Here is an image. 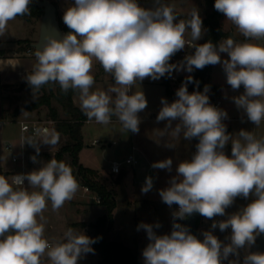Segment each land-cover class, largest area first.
<instances>
[{
	"label": "clouds",
	"instance_id": "obj_1",
	"mask_svg": "<svg viewBox=\"0 0 264 264\" xmlns=\"http://www.w3.org/2000/svg\"><path fill=\"white\" fill-rule=\"evenodd\" d=\"M30 3L31 0H0V36L10 20L29 14ZM156 3L154 9H145L137 0H74L63 14L70 31L62 38H58V32L44 37L35 51L37 63L27 75V82L34 91L49 82L58 83L64 92L78 90L81 110L88 119L106 125L116 116L124 129L138 133V113L147 107V100L142 91L129 94L133 85L145 78L170 77L174 70L191 73L194 68L222 63L227 84L233 90L243 85L245 90L233 97L235 105L258 127L264 120V45L239 43L229 37L218 46L211 41L190 45L194 54L179 63H169L189 44L185 40L188 30L192 41L202 38V19L193 9L190 19L175 22L173 7L161 0ZM214 8L246 40L264 39V0H215ZM220 53H227L230 59L221 61ZM94 60L119 87L107 92L90 91L95 83L91 74ZM193 82V77L187 76L174 102L162 98L156 117L157 122L168 121L166 129L172 127V121H180L171 131L173 137L183 133L187 140H199L191 160L179 163L169 187L159 190L162 201L169 207L179 206L173 212L175 221L193 213L207 219L224 216L237 197L248 199L251 195L254 199L226 220L212 223L211 228L218 227L221 232L231 228V242L227 245L211 231L203 232L200 240L180 223H173L170 235H157L153 229L160 227L158 223H141L138 230H145L150 241L142 252L144 264H222L230 255L239 257V249L251 247L264 234V139L243 129L239 138L233 139L222 122L227 112L209 103V86L205 85L203 92L190 94L187 85ZM195 83L198 86L199 81ZM110 93L115 95L114 100ZM229 141L231 157L223 151ZM25 142L39 154L37 140L29 137ZM42 142L54 146L57 137L53 135ZM31 159L35 163L37 156ZM172 163L168 158L151 167L171 171ZM25 180L40 191L29 192L23 186ZM78 188L72 169L55 159L10 180L0 175V264H42L45 253L51 264H78L82 255L94 252L91 245L99 238L68 228L63 241L50 243L44 237V225L37 220L43 219L47 200L57 210L74 197ZM152 188V177H146L142 193ZM229 264H239V260ZM243 264H264V253L245 255Z\"/></svg>",
	"mask_w": 264,
	"mask_h": 264
},
{
	"label": "rangeland",
	"instance_id": "obj_2",
	"mask_svg": "<svg viewBox=\"0 0 264 264\" xmlns=\"http://www.w3.org/2000/svg\"><path fill=\"white\" fill-rule=\"evenodd\" d=\"M154 2H156V0H154ZM73 3L74 1L72 0L59 2V13L62 18L64 10L72 6ZM170 5L172 7L174 4ZM191 5L192 4H190V6ZM139 6L145 9H154L156 7L154 3ZM174 13H176L177 16V12ZM202 15L204 14H201V16ZM39 21L40 19L38 21L34 19L28 21L30 34H28L27 37H24L25 34L21 19L16 17L15 19L10 20L4 35L0 36V51L2 53H7L13 48L16 49L20 47L23 45L22 41L24 39L35 40L36 42L39 32ZM224 24L232 26L234 33L238 35L241 34L238 28L231 21L227 20L226 17L224 18ZM224 32L227 33L224 38L225 40L229 38V34L226 31ZM188 35L191 41L188 40L189 44L180 51L181 53L187 55L190 54L193 48L190 45H195L201 40L192 41L191 32ZM232 35L234 36L233 33ZM250 43L264 45V39H252ZM177 61L178 63L180 62L179 60ZM186 72V70H174L171 75L172 84H176L178 78L187 76L188 73L187 75H184ZM117 87L119 86L117 85ZM179 88L178 83L174 85L175 91ZM137 91H142L144 93L147 100V107H151L154 110L162 108L158 107L161 106L162 92L158 85L152 84L145 87L136 83L132 86L129 94ZM244 91L245 90L234 91V93H232L234 94L232 96V100L233 97L242 95ZM3 99L4 109L8 115H11L16 108L32 102L34 97L28 90H19L17 87L8 86V88L3 91ZM176 99L177 96H174L172 101L174 102ZM240 110L242 111L243 109ZM47 112L48 110L46 107H41L35 111L23 110L19 114L18 120L26 121L43 119L46 118ZM94 121V119L86 121L82 127L84 147L79 153V161L84 167L96 170L99 176L98 178L106 180L109 189H111L115 195L116 207L113 211L114 225L113 230L109 235L110 239H122L130 246L137 245L140 250V256L144 260L142 252L150 241L147 238L145 230H138V225L146 223L155 226L158 223L160 227H154V232L157 235H170V231L173 230L171 216L173 215V212L177 211L178 205L173 204L169 207L165 204L159 195V190L169 187L170 180L177 176L176 169L179 163L185 160H191L195 154L193 152V148L195 146L193 141L194 138L187 140L183 137V133H181L178 137H173L171 135V131L178 123H180L179 120L172 121V127L167 129V120L160 122L140 120L141 122L139 124L138 133H132L131 131L124 129L119 120H111V122L106 125ZM240 129L242 130L244 128ZM161 132H164L165 134L161 135ZM18 135V125L12 122L7 125L5 124L4 126L0 125V167H8L12 173L20 171L21 165L20 162H12V152L5 149V144L9 141L17 143ZM52 136L53 135L51 134L42 140L50 139ZM56 137L57 143L54 146L44 144L41 140L38 145L40 148L39 154L37 155L35 149L28 153L24 167L26 174L34 170H38L45 163L54 159L53 154L63 144V139L58 136ZM255 137L257 139H264V120L261 121ZM94 140L97 142L92 144V141ZM168 144H172L174 147H167ZM133 147L135 149H133ZM224 150L225 149H223V151ZM224 153L231 157V153L228 151ZM130 154H133L136 158V165L134 167L123 165L124 171L118 175H113L110 172L111 162H123ZM34 155L37 156V161L35 163L31 159ZM168 158H171L173 161L171 171L167 169H154L151 167L154 162L162 161ZM66 160H68V157H66ZM125 173L126 175L121 177V175H124ZM146 177H152L153 188L145 194L142 193L141 188L145 183ZM78 185L79 188L74 197L71 200L66 201L61 208L53 210L51 201L47 200V206L42 213L43 219L41 220L40 217H37L38 223H42L44 225V237L50 243L63 241L64 234L68 228H73L77 232H82L89 237L90 234L88 225L95 221V219L102 212V208L98 205V202L92 198L95 193L89 190V195L82 197L84 187L79 183ZM25 188L28 189L29 192L40 191L39 188H31L28 181ZM250 202V198L234 200L233 204L226 208L224 216H216L213 219L202 217L199 221V225H212V223L217 222V220H226L228 216L238 212ZM83 223L85 226L80 225ZM180 224L182 225V221H180ZM212 230L219 235L218 239L222 242V244L227 245L231 242V228L224 232H221L218 227ZM49 237L51 239H48ZM245 249L246 248L238 250L239 257L230 255L227 260H222V264H229L230 261L237 259L239 262L243 261L245 257ZM45 255L47 254L45 253ZM41 259H43V257ZM98 262L99 255L95 250L94 252L82 255L78 260V264H99ZM42 264L48 263L42 261Z\"/></svg>",
	"mask_w": 264,
	"mask_h": 264
},
{
	"label": "trees",
	"instance_id": "obj_3",
	"mask_svg": "<svg viewBox=\"0 0 264 264\" xmlns=\"http://www.w3.org/2000/svg\"><path fill=\"white\" fill-rule=\"evenodd\" d=\"M215 0H203L204 16L202 19V27L204 32L202 38L196 44H204L211 41L214 45L225 38L226 34L222 29L221 18L223 13L218 12L214 8ZM157 6V3H156ZM176 15V13H174ZM179 14H177L178 16ZM42 16V9L39 8L35 2L29 5V14L19 15L17 18L25 19L27 21L34 19L38 21ZM57 18L60 27L63 31H70L63 22V18L57 12ZM184 20L190 19V15L182 17ZM34 40L24 39L18 49L19 52L27 50H34L32 44ZM194 47L189 55L194 54ZM0 54L2 52L0 51ZM187 54L177 52L169 61V63L175 64L177 60L183 61ZM213 65H207L203 69H193V72L188 73L191 75L194 82L187 85L188 92L191 94L194 91L203 92L205 85L209 86V92L207 93L209 101L219 99L220 87L213 85L210 82V74L212 72ZM173 73V72H172ZM172 75V74H171ZM187 76L178 78V85L181 87L185 82ZM199 81V84L195 83ZM176 83V84H177ZM162 84L165 88L166 100L170 103V99L176 96L174 85L171 82V76L166 74L163 77ZM4 90L8 86H3ZM19 90H28L34 100L28 104L22 105L14 110L11 115H8L5 109L2 110V119H9L15 121L19 114L23 110L35 111L41 107H46L48 112L46 118L53 121V127L56 136L63 139L61 147L53 154V157L57 161H62L72 169V173L76 181L83 187H87L93 191L99 198L98 205L102 208L101 214L88 225L89 237L99 238L97 242L92 244L93 249L99 255V264H144L139 259L138 249L136 246L130 247L122 241L111 240L108 237L109 232L114 225L113 211L116 207V199L113 191L109 189L107 181L99 179L98 173L94 169L84 167L79 161V153L84 147V140L82 134V127L86 121H89L88 117L82 112L74 103V96L79 94L78 90L69 89L67 92L61 90L58 83L49 82L43 85L39 90L34 91L28 82L21 83L17 86ZM116 119V116H112L111 120ZM199 142V140H198ZM68 157V160H66ZM123 172V171H122ZM121 172V173H122ZM123 177V174L121 175ZM203 216H200L197 220V226L199 227V221ZM85 226V224H80Z\"/></svg>",
	"mask_w": 264,
	"mask_h": 264
},
{
	"label": "crops",
	"instance_id": "obj_4",
	"mask_svg": "<svg viewBox=\"0 0 264 264\" xmlns=\"http://www.w3.org/2000/svg\"><path fill=\"white\" fill-rule=\"evenodd\" d=\"M50 1L56 6L58 13H59V5H58L59 2H67V0H50ZM72 1H74V0H72ZM137 3H138V5H144V4H150V3L151 4L154 3L156 5V2H154V0H137ZM161 3L167 4V5L169 4V6H171L170 4H174L172 6L174 9V12H177V14H179L177 16V20L175 22H179L180 19H183L182 18L183 16L189 15L191 12L190 10H193V9H196L198 11L199 16H201V14H204L203 0H161ZM190 4H192V5L190 6ZM59 15H60V13H59ZM203 16L204 15H202L201 18ZM224 18H225V15L223 14L222 18H221L222 29L224 31L228 32V34L233 33L235 36L234 40L236 42H239V43L251 42L252 39L246 40V38L242 34L238 35V34L234 33V31L232 30V26H230V25L227 26L224 24ZM21 21L23 23L22 25H23L24 34H25L24 37H27L28 34H30L29 22L25 19H21ZM203 29H202V33L204 32ZM189 33H190V30H188L185 33V40L186 41L190 40L189 35H188ZM222 40H224V39H222ZM18 49H19V47L16 49L13 48L7 53L0 54V125L1 126L2 125L4 126L5 124L6 125L10 124L11 122L18 125V117L15 119V121H10L8 118L7 119L1 118L2 117V110L4 109V99H3L4 89H3V86L17 87L19 84L27 82V79H26L27 75L31 74V72L33 70V66L37 63V60L35 57V51L36 50L35 51L31 50L30 53H27V51L19 52ZM220 56H221V61H223L225 59H230V57H228L227 53H220ZM176 63H178V61H176ZM187 73L188 72H186V74H184V75H187ZM91 74L94 77L95 83L93 84L90 91H93V92L105 91V92H107V90L109 88L117 87L112 75L110 73L105 72L98 61H94L93 65H92ZM162 80H163V77H161L159 80H155V81L150 80L148 78H145L143 81L137 82V83L139 85L145 86V87L150 86L152 84L158 85V87L162 91L161 92V99L162 98L166 99L165 88L162 84ZM210 82L213 85L220 87V95H219V99H218L220 101L219 109L226 111L228 114L227 118L222 121L226 125L227 134L231 135L233 137V139H238L239 138L238 133L241 130L240 128H244L243 130L249 131V132L253 133L254 135H256L258 132L259 126L257 127L254 123L249 121L244 110L241 111L239 108H237V106L234 103V100H232V96L234 95L232 93H234V91H236V90L232 91L233 89L231 88V86L227 84L226 73L223 69L222 63L213 65V69H212V72L210 74ZM238 90H244L243 85H241V87ZM110 95L113 96V100H114L115 95L111 94V93H110ZM172 99L173 98L170 99V103L173 102ZM74 103L79 108H81L80 107L79 94L74 96ZM112 106L114 107V105H112ZM158 107L161 108L162 104H161V106H158ZM160 110L161 109L154 110L151 107H147L143 111L138 113V115H139L140 120H143V121L144 120L157 121L156 117H157ZM114 120H118V118L116 117V119H114ZM94 122H96V121H94ZM18 130H19V125H18ZM193 141H194V144L196 145L198 143V138H194ZM224 149H225L224 152L228 151L229 153H231V149H232L231 141H229V143L225 146ZM11 174H12V171L9 170L8 167H0V175H4L7 178H9V180H10ZM125 175H126V173L123 176H125ZM26 184H27V180H26ZM30 192H32V191H30ZM88 193H89V191H85V189L83 188L82 197H86L87 195H89ZM92 198H94L96 201L97 196L94 195V196H92ZM249 198L251 200L254 199V197L251 195L249 196ZM239 199H244V198L243 197H237L235 200H239ZM172 217H173V215L171 216V219H172ZM219 221H221V220H217V222H219ZM112 230H113V228L111 229V231ZM111 231L109 232L108 237L111 234ZM198 231H199L201 240H203L202 233L205 231H211L212 234L214 236H216L217 238L219 236L217 233H215L212 230L211 224L210 225H199ZM170 234H171V231H170ZM258 237L256 238V240L258 239ZM48 239H51V238L49 237ZM117 241L124 242L122 239L117 240ZM126 245H128V244H126ZM128 246H130V245H128ZM253 246L254 245H252L249 248L246 247L245 255L248 252V250H249V252L251 251ZM130 247H133V246H130ZM136 247L138 249L139 259L144 262V260L140 256V250H139L137 245H136ZM249 252H248V254H249ZM41 260L43 262H47L48 264H51V261L47 257V255H44L43 259H41ZM239 263H243V261H240Z\"/></svg>",
	"mask_w": 264,
	"mask_h": 264
},
{
	"label": "built area",
	"instance_id": "obj_5",
	"mask_svg": "<svg viewBox=\"0 0 264 264\" xmlns=\"http://www.w3.org/2000/svg\"><path fill=\"white\" fill-rule=\"evenodd\" d=\"M31 50H27V53H30ZM209 103L217 108L220 107V101L217 100H211ZM53 121L48 120V119H36V120H26V121H20L18 120V125H19V135H18V142L17 143H12V142H7L5 144V149L12 152L11 153V160L12 162H20V167L21 170L17 172H13L11 174V177L17 174H25L24 167L26 163V156L31 150H34L35 148L29 145L27 142L24 143V141L31 137L34 140L38 141V145L40 141L45 138L46 136L56 135L53 127ZM97 141H93L92 144H95ZM199 143V142H198ZM197 143V144H198ZM196 144V145H197ZM196 145L193 148V152L196 153ZM16 147V148H15ZM133 149H135L133 147ZM137 163L136 158L134 157L133 154H130L123 162H118V161H113L111 162L110 165V172L113 175H118L120 174L124 168L123 165H127L130 167H134ZM24 187L26 186V180L24 181ZM85 191H89L87 187H84ZM96 201L99 202V198H96ZM179 208V206H178ZM177 208V211H178ZM180 219H176L174 221L172 217V226L173 223H180ZM172 231V230H171Z\"/></svg>",
	"mask_w": 264,
	"mask_h": 264
},
{
	"label": "water",
	"instance_id": "obj_6",
	"mask_svg": "<svg viewBox=\"0 0 264 264\" xmlns=\"http://www.w3.org/2000/svg\"><path fill=\"white\" fill-rule=\"evenodd\" d=\"M42 9V16L39 21V32L36 42L32 44L33 48H37L43 43L44 37L48 34H58V38H62L63 35L69 31H63L60 27L57 18V8L50 0H31ZM229 37L234 39L232 33H229ZM201 215L199 213H193L182 220V225L189 228L191 234L195 235L201 240L198 232L197 220ZM7 235V233H6ZM249 253H264V234L259 235L254 246Z\"/></svg>",
	"mask_w": 264,
	"mask_h": 264
}]
</instances>
